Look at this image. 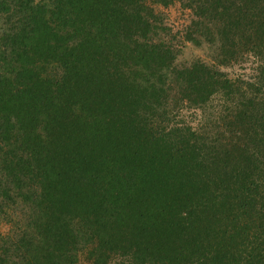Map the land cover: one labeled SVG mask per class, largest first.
Wrapping results in <instances>:
<instances>
[{"label": "trees", "instance_id": "obj_1", "mask_svg": "<svg viewBox=\"0 0 264 264\" xmlns=\"http://www.w3.org/2000/svg\"><path fill=\"white\" fill-rule=\"evenodd\" d=\"M175 2L192 35L219 41L215 65L253 57L254 78L176 67L153 41L154 6ZM0 21V203L35 193L37 233L11 252L0 237V264H78L81 251L91 264H264V0H0ZM108 88L138 113L144 93L155 114L234 98L217 127L234 138L204 147L153 122L141 143Z\"/></svg>", "mask_w": 264, "mask_h": 264}, {"label": "rangeland", "instance_id": "obj_2", "mask_svg": "<svg viewBox=\"0 0 264 264\" xmlns=\"http://www.w3.org/2000/svg\"><path fill=\"white\" fill-rule=\"evenodd\" d=\"M154 10L157 13L158 22L156 23L157 29L153 36V41L155 43L163 42L168 47L172 46V52L175 55L174 65L176 67L181 68L194 61H201L209 66L217 67L232 80L239 79L248 81L254 78L256 74V63L252 59L253 57L240 58L239 62L234 64L221 66L214 64L213 59L217 54L216 47L219 41L216 40L214 44H209L204 38H202V36H204L202 35L203 30L199 32L200 38L192 35V33L195 32L193 25L191 24L193 15L180 3L175 2L165 8L154 6ZM4 24L3 21H0V27ZM191 37L198 39L194 42L191 40ZM138 84L142 88L146 83ZM138 92L154 93L150 90H138ZM106 93L108 95V101L106 99L107 103L104 102V95L101 93H98L97 98L95 99L99 102L103 101L106 106L109 105L108 107L111 106L113 109L110 107V111H112L111 113L116 120H119L122 116V120H125L126 123L121 125L128 131L135 133L134 129L136 127L139 131L143 132L141 143H147L148 133H150L149 130L151 129L153 122L157 123L160 128L165 127V130H170V133L174 134L175 138H181L183 141L193 138L198 141L200 145L205 144L203 145L204 147L215 146V144L212 143L214 139L217 140V145L222 144L224 140L227 139L221 137V131L217 134V127L221 122L219 119V113L225 109V106H230V103H234V98L232 101L226 103V98L219 94L216 97H213L210 102L203 107L194 108L193 106H188L186 103L182 105L180 104L179 106L177 103L173 106L174 111H159L158 114H155L156 111L154 112L153 109L157 106L155 107V104L152 103V101H148L149 98L146 93H144L146 95L144 98L140 100L137 99L138 105L145 104L147 106L145 109H139L140 111L145 110L142 113L135 112L132 107L133 105L130 109L125 106L116 89L110 90V88H108ZM139 97L143 96L139 95ZM146 101L150 103H146ZM138 105H136V107ZM40 122L41 124H39V121L35 122L34 120L35 124H30V126L34 125L35 128L41 130L45 126L44 123L46 121L43 123L42 119ZM133 125L135 127H133ZM23 127L24 125L17 123L16 129L22 131ZM233 138L234 137H232V139ZM16 194L17 191L15 192V197L11 195L12 199L7 198L0 203V237L4 240L3 249L10 252L14 249L15 245L19 244L21 237L25 238L26 234L31 236L37 234L34 231L35 226H33L32 223H29V220L31 221L30 214L34 215L35 212L32 208L35 201L30 200L29 196H34L35 193L29 191L27 194L23 193V196L21 195L19 197ZM115 263L120 264L119 259H117ZM78 264H91L87 259L86 251H81L78 254Z\"/></svg>", "mask_w": 264, "mask_h": 264}]
</instances>
